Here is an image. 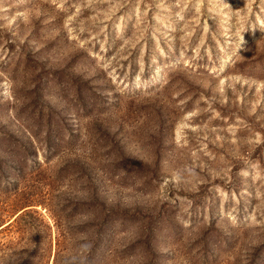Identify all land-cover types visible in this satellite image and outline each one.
<instances>
[{
	"label": "rangeland",
	"instance_id": "obj_1",
	"mask_svg": "<svg viewBox=\"0 0 264 264\" xmlns=\"http://www.w3.org/2000/svg\"><path fill=\"white\" fill-rule=\"evenodd\" d=\"M0 264H264V0H0Z\"/></svg>",
	"mask_w": 264,
	"mask_h": 264
}]
</instances>
